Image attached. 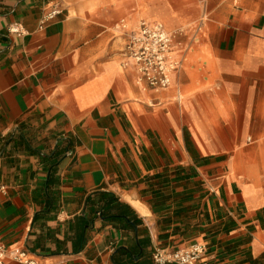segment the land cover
<instances>
[{"label":"crops","instance_id":"1","mask_svg":"<svg viewBox=\"0 0 264 264\" xmlns=\"http://www.w3.org/2000/svg\"><path fill=\"white\" fill-rule=\"evenodd\" d=\"M55 1L63 12L40 29ZM177 1L178 10L175 0H0V238L9 251L40 264H157L156 248L202 242L212 264H264V175L233 176L234 129L186 96L230 142L229 152L204 151L181 94L214 80L223 89L215 95L238 102L245 86L249 113L256 90L253 130L264 136V0H211L209 10L203 0ZM123 8L132 24L168 30L203 10L200 27L175 32L177 102L172 84L138 82L129 30L108 27ZM12 22L26 34H10ZM122 210L142 223L110 217Z\"/></svg>","mask_w":264,"mask_h":264},{"label":"built area","instance_id":"2","mask_svg":"<svg viewBox=\"0 0 264 264\" xmlns=\"http://www.w3.org/2000/svg\"><path fill=\"white\" fill-rule=\"evenodd\" d=\"M63 12L60 2H53L51 7L43 13L39 28L43 29L50 21ZM118 27V25H116ZM10 34L24 36L26 28L21 22H12L8 25ZM176 33L167 29L159 21H141L134 29L129 30L125 45L126 56L132 60L137 72L138 82L144 88L155 91L167 89L172 84L173 72L180 66L176 57ZM249 140H251L249 138ZM7 192L5 185H0V209L2 206L1 194ZM8 257L22 264H40L23 249L11 251L0 238V264H10ZM152 259L157 264H212L207 256L206 245L202 242H193L178 248H156Z\"/></svg>","mask_w":264,"mask_h":264},{"label":"rangeland","instance_id":"3","mask_svg":"<svg viewBox=\"0 0 264 264\" xmlns=\"http://www.w3.org/2000/svg\"><path fill=\"white\" fill-rule=\"evenodd\" d=\"M188 1H197L199 4L200 0H188ZM212 1H217V0H212ZM175 5L174 7L176 10L179 9L180 4H178L177 0H175ZM211 2V0H203L202 4L207 3V10H209L208 3ZM240 3V0H238V5ZM133 6V5H130ZM108 8H110V4H108ZM120 8V7H119ZM184 8V7H183ZM124 9V8H123ZM204 9V8H203ZM98 10V8H96ZM129 10V9H128ZM203 12V10H202ZM200 14V17L197 19H191L189 22L191 25L190 26H185L181 29H177L172 32H179L181 30H191L194 31L196 28L201 26V18L205 17V14L203 13ZM127 11L124 9V12H119L118 11V20L117 22H113L111 24H108L109 28H116V25H118V28L123 30H131L134 29L141 21H147V19H140L138 23L132 24L127 17ZM206 18V17H205ZM154 21V20H153ZM151 22V21H150ZM171 31V30H170ZM187 71L189 72L190 76L195 80H201V78L204 76L203 72L198 71V70H190L189 66L187 65ZM174 78L172 82V86L169 91L168 98L171 99V101H176L177 102V95L179 93V87L176 84V80L179 81V73L173 72ZM254 76L249 75L248 78V83L254 81L253 79ZM183 78V76H182ZM245 86H240L239 91H238V99L239 101H235L234 99L231 98H224L221 95H215V92H222V88H216L215 81L212 80L211 82H208L206 84H201L199 86H193L191 89L188 91H185L182 89L181 94L183 96H189L193 99L194 103L200 106L204 111L208 114V118L213 121L215 119L220 120L221 124L224 126L226 130H228L230 127L234 129V133L232 134L233 137L230 139L232 140V145H233V151L229 153V156L236 155L238 154V161L239 165H242L243 160H250V161H255V164H262L264 154V136H258L257 131L253 130V127L255 126V116L254 112L256 110V93L257 91L253 89L251 92V95H249V103L248 105H245L247 107V111L249 113H243L242 106L244 105L246 101V90L244 89ZM256 88V87H255ZM213 92V95H210V93ZM243 96V99H242ZM212 97V98H211ZM229 97V96H228ZM230 110H235L237 111L235 114H229L228 112ZM227 119V120H224ZM247 121V130L243 132L242 130V124L244 121ZM186 122L189 123V121L186 118ZM251 135L252 138L254 139V142L252 143H246L247 137ZM240 172H237L233 176L236 178L240 176ZM263 174V173H262Z\"/></svg>","mask_w":264,"mask_h":264},{"label":"bare ground","instance_id":"4","mask_svg":"<svg viewBox=\"0 0 264 264\" xmlns=\"http://www.w3.org/2000/svg\"><path fill=\"white\" fill-rule=\"evenodd\" d=\"M168 28L171 31H175V28H172L167 22ZM182 105L188 117L190 119L191 128L195 135V138L201 148L206 152H229L231 149L230 142L226 138L225 131L217 127L216 122H208L207 116L201 112L197 106L187 98L186 96L182 100ZM215 125L217 127L216 138L218 141H223L224 143H218L214 140V136L210 130V127ZM214 137V138H213ZM233 175L237 172H240V177L242 178H257L259 174L263 173L264 175V159L262 160V164H254L253 162L243 161L242 165H239L238 154L234 156L233 160ZM264 177V176H263ZM253 191L246 192L249 196Z\"/></svg>","mask_w":264,"mask_h":264},{"label":"trees","instance_id":"5","mask_svg":"<svg viewBox=\"0 0 264 264\" xmlns=\"http://www.w3.org/2000/svg\"><path fill=\"white\" fill-rule=\"evenodd\" d=\"M106 205H110L109 202H107ZM117 205L121 208V206L123 204H121L120 202H117ZM133 216H134V213L132 211L122 210L119 213L114 214L110 217H112V218H125L131 227L136 228V226L138 224L142 223V220L140 218H137V217L135 218Z\"/></svg>","mask_w":264,"mask_h":264}]
</instances>
